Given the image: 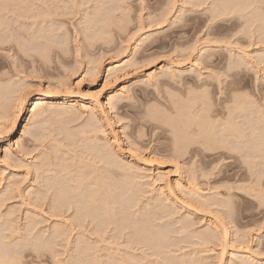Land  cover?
<instances>
[{
    "label": "rangeland",
    "instance_id": "obj_1",
    "mask_svg": "<svg viewBox=\"0 0 264 264\" xmlns=\"http://www.w3.org/2000/svg\"><path fill=\"white\" fill-rule=\"evenodd\" d=\"M32 1L34 0H27V2H23V3L20 2L21 6L26 10H28L30 15H35L38 14L39 12H42L41 14L39 13L42 16L45 14L48 15L47 11H45V14L43 12L46 9L45 7H47L46 10H48L49 6L52 7V10L54 11H55L54 6H56V8L57 6L59 7L61 6L60 8L61 10L60 12L59 10H56V12H54L49 7L50 8L49 11H52L53 13L51 12L52 16L46 19L47 21V23L45 22L46 25L42 23V20H40L41 19L40 15H39V21L41 22L40 24L39 21L35 22L37 20H33V19H29L26 21L20 20L21 21L20 23L15 24V26L21 24L20 28L25 31L30 30L32 32H36L38 30L40 32L39 35L42 33L41 28L42 27L44 28L46 26L45 27L46 34L49 37H51L53 34V38L47 37L49 40L48 43L50 42L51 44L50 43L47 44L48 46L46 45L45 49H47L49 45L50 47L44 51L45 52L44 55L41 54V52L43 53V51L40 52L43 58L39 57L37 54H35L34 58L22 57V53L20 52L19 48L17 49L12 48V50H8L9 48L6 50H0V80H1L0 99H2L0 100V108L5 109L4 111L3 109H0V113L2 115L5 113H9L11 114V117L12 115L14 116L18 112V109L16 108L17 106L16 99L18 98V96H20L24 91L26 94L25 93L23 94L34 96L40 91V88L38 89L37 87L38 83H41L42 88H45L47 85L52 84L53 87H51L50 85V89L54 91V87L55 86L57 87V85L60 84L59 81L63 83H69L70 85L73 84V86H75V82H80L81 91L83 92H87L89 88H94L95 90L99 91L102 89L101 87H103V84L107 77V70L108 67L110 68V66L111 68L120 66L121 70L123 67V70L121 71L122 73L120 72V74H123L125 72H130L138 68L137 71L138 81L136 80L137 81L136 85L134 84L130 87L131 90L130 93L128 94L129 98L127 99L128 102L126 100L127 105L125 103L124 106L125 108H119L117 107L118 106L117 105L113 110V113H115L114 115L117 116L119 119H121L119 120L120 121L119 124L123 128L122 131L124 133L121 134L122 136L120 135L118 137L120 141L117 150H119L118 152L121 155H120V159L116 157V160L117 159L120 160V162L116 161V163L119 162L120 164L122 162L120 164L121 166L127 165L129 167L131 166L132 167L130 170L120 169L121 170L120 172L116 171V174L114 173L115 176L117 174L119 175V176L117 175L116 177L111 175L112 173L110 174L111 181H113L114 179L113 181L114 183L111 182V187L113 186L112 184L116 185L111 188L112 198L111 200H109L108 206H105L106 204L104 205L103 202H99L100 205H102L103 207L102 209H100L101 206H98L99 203H97V207L98 208L100 207L99 213L103 215V217L105 216V218L103 219L106 220V222L103 219H101L102 221L100 220L98 223L97 221L98 219H97L96 220L97 222L95 221L97 224L95 222L94 225L92 223L88 224L90 223L89 220L92 221V219L87 218L88 219L87 221L84 218L85 213L81 212L82 209L80 211L76 210L77 215L79 214L77 216L78 218L76 216L73 217V214L76 215V213L72 211L75 208L70 210L69 213L67 211V213L64 214V216L62 217L52 218L49 215L48 207H47L48 205H51L49 204L51 201L49 200V198H43L42 192L40 190L42 189L44 191V189L41 186L45 185L46 182L47 184L48 183L50 184L51 182L52 183L62 182L65 186L66 185L70 186L72 185L71 182H73L74 184L77 183L76 180L78 181L81 180L78 179L79 177L76 176L82 175L80 177L82 178V182L81 183L80 181L78 182L80 186L81 184L83 185L81 186L83 188H80V190L82 189L84 190V188L86 187L85 190L88 191L91 186V188H93L92 190L98 191L96 189L98 188V186L93 187V185L91 184L88 186L89 183L87 180L88 178H92L93 177L92 175L95 174L94 169H96V171H100L103 169L102 171H100L101 172L100 174L99 172H96V174L101 176L103 175L107 176L106 174L107 172L104 170L107 169V166L102 168V165L103 166L105 165V160L102 159L103 160L102 162L101 159L98 158L101 161L100 163L97 157L95 156H96V150H100L99 147L101 145L102 146L104 145L105 147L104 148L101 146V150L103 149L106 150L107 147H108L107 150H109L111 147L110 144L108 146L109 142L106 140L105 138L106 136L104 134L101 135V133H97V130L94 129L95 127L96 129H98L99 123L96 124V121L95 122L92 121L93 119H91L92 118L91 114L89 113L84 114L82 111L76 109H74V113H64L65 110L62 107H60L61 108L60 110L59 107H56V105H54L55 107L52 106L53 108L51 110L52 112L50 111V113H47V115H50V117L45 114V116L41 115L42 117L40 116L38 117V119L36 118V120L33 121L32 119L30 120V112H29V109H31L30 108L31 102H30L28 106H26L23 109L20 118L17 120L16 123L17 127L14 132V135L3 136L4 138V140H2L3 142H0V181H1L0 191L1 193H3L2 195L0 193V201L2 198L3 202L1 201L0 204L2 203L4 204V199L6 198L4 194L7 192L6 191L7 184L11 185L10 182L12 183L13 181L12 189L14 190L15 185L17 184L16 187L19 191L17 190L18 193L14 194L16 192L14 190L15 192H13L11 195L12 200L10 199L7 202L5 201V204L3 205L4 207L1 205L2 208H0V213L2 217L0 219V223L2 224L4 223L3 226L7 224V227L5 226L6 228L4 229H7L9 227L8 225H10L17 227L18 231L19 230L21 231V229L23 231H21L22 233L19 231L18 233H16V235H14V237L9 236L10 237L9 238L8 234H11V232L9 233L8 230H5V232L7 231L5 233L3 229L0 237L1 238L3 237L2 234L4 232L3 234L4 240L3 238L1 239L3 243L5 244L7 239H8L6 242L7 244L9 243V241L12 244L13 242H15L13 245L16 247V243H17L16 248L18 250H20V248L22 250L23 245L28 246V247L23 246L24 252L20 250L23 254L22 253L20 254V251H18L17 249L15 250L14 247V251L17 252V255L15 253L16 256L14 257L18 256L17 258H15V260L18 259L16 260L18 261V264L19 263L60 264V260H61V264L62 262H64L65 264H70L72 262L73 264L75 263V261L73 262L75 258L79 259L77 256L75 257V255H77L76 249H78V246L80 244H81L80 246H82V244H84V241H86L87 243L89 242L91 244L93 242L95 243L92 244L94 247L93 250L94 253L92 251L91 254L93 253L92 256L94 255V257L96 256L95 254H97V256L95 257L96 261L100 260V258L102 259L107 258L106 260H103V261H107L109 258L111 261L117 263L116 261H118L119 259L122 260L123 258V260L124 259L127 260V259H132L134 257L135 260H141L143 263L145 262L144 264H148V263L149 264H157V263L181 264L183 261L185 262L184 264H186V261H188V259L189 261L187 264H264V158H263L264 153L262 155L263 157L259 155L261 153H258V155L254 154L256 152L255 149L258 148V145L252 144V143L258 144V142L261 143L260 142L261 140L262 142L264 141L263 140L264 122L262 121V118L264 117H261V115L264 113V111H262L263 110L262 106L264 107V73H263L264 63H262L263 64L262 65L260 63L262 60L259 58L261 57L262 53L264 54V36H263L264 21H262V18L264 17H261L264 16L263 15L264 0H252V1L249 0L250 2L248 0H227V1L225 0H60V1L53 0V2L52 0H43V2L45 1H49V2L44 3L42 5L40 4L42 0H38L40 3H37L38 1L35 0L37 1V2L34 1L36 4ZM50 1L52 3H50ZM57 1H59L61 5H56ZM224 1L226 2L227 5H225ZM59 2L58 4H60ZM45 4L49 6H46ZM219 4L221 5L220 7ZM19 6H17L16 4V6L13 7H18L17 9H19L21 7ZM231 7H233L234 11L233 9H231ZM225 11L227 12V14ZM221 12L224 13L225 15L224 14L222 15ZM56 13L58 19L56 15L53 16V14ZM60 13H62L61 16L59 15ZM214 16H216L215 19ZM49 18H51L52 20ZM53 21L57 22L56 25L58 27H56ZM49 22L51 23V25H49ZM31 23L33 26L31 25ZM34 23L35 24L37 23L36 25L39 28L41 27L42 24L43 25L40 29H38ZM47 25H49L50 29L52 30L51 34L49 33L50 30H48L49 26ZM61 25H63V27ZM55 27L56 30L54 31L53 28ZM261 27H263V29H261ZM56 32H58V34H55ZM55 35L57 36L59 35V38ZM55 38L56 40H58L57 43ZM53 39L55 40V42H53L54 41ZM53 43L55 44L59 43L57 46L59 45L62 46L64 50L60 46L59 47L62 50L60 48L58 49V47L55 44L53 45L54 47L51 46ZM140 43L141 45H139ZM35 47L31 46L32 49ZM15 51L17 54L15 53ZM37 51L39 52V50L35 49V52L33 53H37ZM240 56L241 57L243 56V58L246 60H244ZM250 58H254V59L250 60ZM238 61H239L238 65H240V63L242 62L241 68L243 69L236 68L233 70V68L236 67ZM232 64L233 65L235 64L234 65L235 67H233ZM258 64H260V66ZM99 66H101V68ZM161 66L164 67L165 70L164 73L159 70V67ZM231 66L233 68H231ZM165 67L168 68V70ZM169 68H172L171 71L169 70ZM261 68L262 70H260ZM151 70H159V72L157 71L159 75H157L152 82H146L144 79V74L150 72ZM92 71L95 72L96 76L93 74L94 72ZM242 71H244V73H242ZM82 73L84 74L82 75ZM117 74L119 73H115V75ZM132 78H134V76L130 77L126 82L131 84L133 80ZM66 80L69 82H65ZM28 89L30 91H27ZM230 90L232 91L235 90L236 94L238 92L239 93L238 97L240 96L242 98H245L244 100L247 103H245L244 106H246L247 104L248 107H252V110H255V107L256 106L259 107L260 105L261 110L260 108L256 107L257 109L253 112L250 109L253 113L256 112L255 114L258 113L257 110H260L258 113L259 115L252 114V112L249 109L247 110L248 113L245 111L247 114H245V112H242L243 115L245 114L244 117L242 116V114H238L241 113V110H236V106H235L236 103L235 104L231 103L234 101H232L233 100V97H231L232 91ZM109 92L110 90L108 89H106L103 92L104 100L105 97L107 98V94ZM201 93L203 96L202 97L203 100L202 98H200L201 96L198 95ZM206 93H207V98L209 97L208 99L209 101L207 100L206 97H204L206 96ZM5 94H8V96L7 95L5 96ZM196 99L202 100L203 102L200 100L199 101L202 102L203 106L199 101L197 102ZM238 99L240 101L243 100L240 98ZM191 100L192 102H194L193 104ZM250 102L253 104H251ZM210 103L211 105L209 106ZM178 107H181V110ZM188 107L190 109L189 111L190 113L188 112ZM228 108H230V110ZM58 109L60 111H58ZM202 109L205 110L201 111ZM231 109H234L233 114L231 113L232 116L230 115L231 118L232 117L234 118L238 114L240 119L239 117H237L238 119L237 122L241 124V122L244 121L242 126L243 125L244 127L246 126L245 128L248 127L252 128V126L258 127V120L261 119L263 124L261 123V121H259V124L260 125L262 124L261 125L262 127L261 126L258 128L254 127L255 129L252 128L254 129V132L251 130V132H253L254 135L251 134V132H249L250 131L249 128L245 129L242 126L241 127L244 128V130L246 131L248 130L247 132L245 131L247 135L251 134L246 139L247 142L249 138H252L254 141L255 138H257L256 139L257 141L263 136V139L259 140L258 142L256 141L253 142V140L249 139L251 141V142L249 141V144H247V142L242 144L243 141L242 140L241 141L242 145L235 144L236 146L234 148L240 150V152H238L240 153V155L236 153L235 154L224 153L222 155L219 152L216 153L210 151L206 153L204 152L205 153L204 155V153L203 152L201 153L200 151L202 149L201 145L200 144L195 145L194 143L191 142V139L196 138V137H192L193 135L192 131L196 127L192 124H194L195 121H197V123L199 124H207L206 122L208 121V123L210 124L212 121L217 120V122H220L219 125L223 126L224 124L223 121H226L227 118L230 119L227 113H230L228 111H231ZM54 110L55 112H53ZM178 110H180V112ZM206 110L207 112L210 111L208 115ZM1 111H3V113ZM184 111L190 114V115L188 114L190 116L189 120L191 119V121L194 122L192 123L191 121L188 120L189 123H192L191 124L192 126L189 125L190 128L189 130L191 132L188 131V128L186 130H184L185 128L182 130V128L180 127L181 123H178V121H180L179 116L181 115L179 113H182L181 116H184L186 118L187 113L185 114ZM159 112L162 113L158 114ZM194 112L195 114L196 113L198 114L195 115L193 114ZM236 112L237 114H235ZM201 114H203L202 116L205 117L209 116L208 119L202 117ZM2 115L0 117H2ZM200 116L203 119H205L204 122L202 121L203 119ZM247 117H249V120ZM194 118L196 120H194ZM43 119L45 120V122ZM115 119L118 121L116 117ZM181 120L184 121V118L182 117ZM217 122L216 123L214 122L216 126L218 125ZM89 123L93 127L90 126ZM197 123H195V125ZM178 124L180 126H178ZM86 126H89L90 128ZM24 127L27 128L26 130L28 133V134L26 133V135L24 134V137H22V141H23L22 151H24L27 154L26 156H24L26 157V159L23 157V155H18V159L19 158L22 159V160L19 159L20 160L19 162L17 161L18 160L17 158L15 159V157L14 158L12 157L10 160L4 162L5 145H7L10 141L13 140L15 141L16 139L21 138V134L23 132ZM112 128L118 129L115 126H113ZM82 129L84 132H82ZM92 130H94V133H92ZM181 131L183 133H181ZM257 132L259 134H257ZM189 133L192 135L190 136ZM255 134H257L256 137H254ZM181 135H184L182 136V138H184L183 141H180ZM258 135H260L261 137L260 136L257 137ZM185 138H187L188 140L186 141ZM239 145L241 146V148H239L240 147ZM254 145H256L257 147L256 146L254 147ZM93 146L95 147L97 146L98 149L97 147L95 148ZM130 146L133 149V152L131 154L127 152V149ZM89 147L93 148V149L90 148L91 151L92 150L94 151L95 148V151L91 153V151L88 150ZM262 148H264V145L260 149ZM197 149L200 150L195 151ZM253 149L255 150V152ZM134 150H136V152H134ZM24 152L23 154L25 155ZM89 152L92 155L91 156L92 159L90 157ZM140 154L141 156H139ZM132 155L137 156V158L142 157L143 159L140 158L142 160L145 159L147 160L150 157L157 160L155 162L158 166L162 167L165 172L167 171L171 172L170 179L174 178L176 175L175 173L176 168L174 166L178 162L179 164L182 165L181 167L184 168L185 172H187L186 173L188 174L187 176L189 178L192 177L191 179L194 180L195 183L197 182L196 183V185L198 186L197 188L202 190L201 191L202 193L200 194L204 195L203 196L204 200L199 199L194 195H190L189 193H181V194L176 193L179 200L181 201L178 200V204L173 203L171 200L165 198V196L161 194L157 185H154L153 186L154 188L153 187L151 188L152 186L151 183H153L152 178L159 179L158 177L159 173L157 172L156 167H153L151 172L149 168H143L134 163H132L131 165L130 161L132 160L131 159ZM89 159L93 161L95 165H93L94 163L90 162ZM21 162L27 164L28 167H25L26 165L25 166L21 165L20 164ZM36 165H39L40 168L37 167ZM83 165H86V167L88 168H85V166L84 168H82ZM89 165H91V169ZM28 168H30V170ZM90 170H93V172ZM132 170H134V172ZM70 171H73L72 172L73 174ZM122 171L123 173L120 174ZM84 172L91 176L86 177L87 175ZM40 173H41V177H40L41 179L39 181L38 175L40 176ZM45 174H47V177L45 176ZM125 174H128V176H130L129 179H127L128 177L125 179V177L127 176ZM62 175L65 176L66 180L64 177H62ZM132 175L135 177H133ZM136 175L138 179L136 178ZM50 176L52 177L51 178L52 180L50 179ZM69 176L71 177L74 176L73 180L71 177L68 178ZM112 176L114 178H112ZM44 177L46 178L44 179ZM75 177L77 179H74ZM47 178L49 179L50 182L49 181L45 182ZM86 178L87 180H85ZM62 179L63 181H61ZM67 179L72 180L71 182L70 180L68 181L71 184L70 183L68 184ZM83 181L84 182L87 181L88 184L86 185V182L84 183ZM42 182L45 184H41ZM185 182L187 183V179L185 180ZM62 183L58 185H62ZM78 183L77 186L76 184L72 186L78 189L79 188ZM132 185L134 186V188H132L133 187ZM65 186L62 187L64 191L68 190L69 188L72 189V186H70L69 188L67 186H66L67 188H65ZM87 187L89 188L87 189ZM4 189L5 191H3ZM74 191L73 194H75L76 192ZM40 192L41 194H39ZM67 192H66L68 194L67 196L73 198L72 196L74 195L71 193L72 191L69 189ZM19 193H21L22 195L20 196ZM30 193H32L31 195L32 198L28 195ZM70 193L72 194V196ZM76 193H78V191ZM35 194L40 195L43 198V200H41L42 198L39 199V196H36ZM36 197H38V199ZM77 200L78 202L79 200H81L80 206L84 209L83 205H85L86 201L85 203L83 202L84 204L82 205L81 202L83 200L77 197V199L73 201L75 202ZM26 201L29 204V206L26 203ZM39 201L41 204L43 202L42 205L43 207L41 206ZM73 201L65 202V204L73 203ZM86 205H89L90 207L89 203ZM103 205L105 206V209ZM126 207H128V210H126ZM107 208L112 210L114 213L111 214L114 215V218L111 216V221L107 220V217L109 218V216L106 217L105 214ZM12 209L14 211V213L12 211L13 215L12 213L9 214ZM43 211L46 212L43 213ZM28 212L31 216L27 214ZM154 213L155 214L158 213V214L155 215ZM153 214L156 217H154ZM159 214L160 215L164 214L162 218H160L162 222L159 221L160 219L157 217L160 216ZM10 215H12V217ZM35 215L36 217H34ZM7 216L11 217L14 220L13 222L17 220L18 222L17 221L15 222L16 225H13L14 223L10 221L11 218L9 220ZM26 217L27 219L25 220ZM69 218L70 220H68ZM79 218L82 221L80 220L79 222ZM155 218L158 219L155 220ZM210 218L216 219L218 225L220 224L219 222H221L222 226L221 227L219 226L220 228H218V230L215 229L214 227L209 226L208 220ZM64 219H67L66 220L67 223ZM1 220L3 221L1 222ZM6 220L8 221V223ZM71 220L72 223L75 224V226L77 223H79L75 227L76 229L73 230L74 232L71 229H69V228H73V225H69L72 224L70 223ZM83 220L86 221V223L83 222ZM9 221L10 223L12 222L11 223L12 225L9 224ZM147 221L149 222V224H147L148 223ZM81 222H83V225L81 224ZM150 222L153 224H151ZM135 223L143 226L145 224L144 227L148 231V233L145 234V237L148 239H151V237L148 236L151 235L153 236L154 234L156 235L157 233L160 232L163 233L164 235L165 230H166L165 233L169 231V233H166L169 234L168 235L169 237L166 236L165 234V238L167 240L164 239V241L166 240L164 242L165 246L167 245L166 247H168L169 249L167 248L165 250L166 247L163 245V247L165 248L161 250L162 253L164 251L168 253L164 252L163 254H160V257L162 255L163 256L161 258L158 256L157 259L154 257L155 255L153 256L152 255L153 253L146 248L143 249L136 246L134 248L129 247V242H127L129 238L133 239L134 234L140 235L138 234L139 232L137 233L139 228L136 227L134 228ZM184 223L186 225H184ZM29 224L31 225L30 228H29ZM57 224L58 225L60 224L58 228H61L62 231L61 234L62 237H60V239L58 238V240L60 241H57V238H54L53 240L52 236H55L54 232H50L51 230H53L52 228L57 227ZM95 225L96 226L99 225L98 226L99 228L98 229L96 228L98 231L97 234H96V230L94 229ZM154 225L156 227H158L159 225V228H157L156 230ZM3 226L1 227V229L3 228ZM65 226L68 227L69 232H67V228ZM184 226L186 228L188 227V229H186ZM31 227L32 230H29L31 229ZM34 227L36 228L34 229ZM80 227L82 228L84 227L86 232L88 230L90 231L86 233L84 229L81 230ZM152 227L155 228V229L153 228L155 233H153ZM162 227L163 228L166 227L165 230ZM183 227L185 228V231ZM223 228L224 229L227 228L225 229L227 230L226 234L223 232L224 231ZM65 229L67 234H65L66 233ZM91 229H92V233H91ZM125 229H127V231ZM158 229H161L162 231L159 230L160 231L159 232ZM103 230H105L106 232ZM218 231L220 233H218ZM207 232L211 234L209 235ZM50 233H53V235L50 236ZM149 233L150 235H148ZM205 233H207L208 235ZM6 234L8 238L6 237ZM34 234L37 235V239H35L36 236ZM40 234H43L44 237H42L43 235H41L40 237ZM121 234L123 237L120 236ZM202 234L208 236L206 238H208L209 240L203 238L205 239L204 242L203 239H201ZM97 235L99 236L98 238ZM33 236L35 237L33 238ZM47 236L51 238L46 239ZM63 237L65 238L68 237L69 239L68 238L65 239ZM38 238L39 239L41 238L42 240V241L40 240L41 243ZM48 240L51 241L52 245L55 244L53 245L54 247L50 245V241ZM66 240H68L71 244H68V241ZM101 240L103 242H101ZM54 241L55 242L57 241V243H55ZM81 241L83 242L81 243ZM43 242L45 245L43 244ZM22 243L23 245L21 246ZM33 243L34 244L38 243V244L37 246H35L36 244L34 245ZM77 243L79 244L77 245ZM27 244L30 245L31 249L34 248L33 251L29 249L30 247ZM171 244L173 246L172 248L169 247V245ZM94 245L97 246L96 247L98 250L97 252H95L96 248ZM225 246H227L226 250L222 254V249L224 250ZM24 247L28 249L26 250ZM247 247L249 249V252L251 251L253 252V254L251 255L250 252L249 257L242 256L241 253H244L245 252L244 250H246ZM1 249H2L1 250L2 253H4L5 251L4 248L1 247ZM35 249H39L37 250L39 253ZM34 251H36V253H34ZM133 251L135 252L133 253ZM114 253H117L116 254L117 256ZM234 253L236 254L235 257H234ZM237 254L240 256H238ZM120 255L123 257L121 258ZM222 255L223 257L221 258ZM151 256H153L155 259ZM167 257L170 258L166 260L165 258ZM171 257L174 258L173 259L174 263L169 260L172 259ZM69 258L72 260H69ZM114 258L118 260H115ZM68 261L70 262L67 263ZM159 261L162 262L160 263Z\"/></svg>",
    "mask_w": 264,
    "mask_h": 264
},
{
    "label": "bare ground",
    "instance_id": "obj_2",
    "mask_svg": "<svg viewBox=\"0 0 264 264\" xmlns=\"http://www.w3.org/2000/svg\"><path fill=\"white\" fill-rule=\"evenodd\" d=\"M35 1V0H34ZM34 1H32V2H34ZM38 1V0H37ZM37 1H35V2H37ZM60 1V0H59ZM59 1H57V4L56 5H61V3L59 2ZM225 1H227V0H225ZM224 1V2H225ZM249 1V0H248ZM252 1V0H251ZM20 2H27V0H0V3H2V4H0L1 6L0 7H2V5H3V7L2 8H0V50H6V49H8V50H12V48L14 49V48H19V50H20V52L22 53V57H30V58H34V56H35V54H37L39 57H42L43 58V56L41 55V54H43L44 55V51L45 50H47L49 47H50V45H49V47L47 48V49H45V47H46V45L47 44H49L48 43V38H53V34H52V36L50 35L51 34V29H50V26L49 25H51V23L49 22V25H47V26H49V29L48 30H50V36L51 37H49L47 34H46V30H45V27L43 28L42 27V25L43 24H45L46 25V23H47V21H46V19L48 18V17H51L52 16V11H54V10H52V7H50L49 5H47V4H45L46 6H49L50 8H51V10L52 11H49V7H48V10H46L47 9V7H45L46 9L44 10V14H45V11H47L48 13V15H40L42 12H37L38 14H35V15H30L29 14V12H28V10H26L25 8H23L22 6H21V4H20ZM34 2V3H35ZM43 0L41 1V3L38 1L37 3H40L41 5L42 4H44V3H47V2H49V1H45V2H43ZM52 2H53V0H52ZM51 1H50V3H52ZM55 2V1H54ZM58 2L60 3V4H58ZM250 2V1H249ZM255 2V1H254ZM253 2V3H254ZM259 2V1H258ZM56 3V2H55ZM16 4H17V6H19L20 8L19 9H17L18 7H13V6H16ZM36 4V3H35ZM221 4V3H220ZM219 4V7L222 5H220ZM251 4H252V2H251ZM258 4V3H257ZM5 5V6H4ZM45 5H43V6H45ZM225 5H227L226 4V2H225ZM224 5V6H225ZM35 7V6H34ZM59 6H57V8H58ZM63 7V6H62ZM237 7V6H236ZM54 8H55V11L54 12H56V10H59V12H60V8H61V6L57 9L56 8V6H54ZM223 8V7H222ZM221 8V9H222ZM228 9V8H227ZM230 9V8H229ZM231 9H233V7H231ZM23 10H25V11H23ZM215 10H217V9H215ZM39 11V10H38ZM220 11H222V10H220ZM233 11H234V9H233ZM52 12V13H51ZM58 12V11H57ZM58 12V13H59ZM212 12V11H211ZM226 12V11H225ZM61 14L62 13H60L59 15L61 16ZM64 14V13H63ZM221 14L223 15L224 13H222L221 12ZM226 14H227V12H226ZM38 15V16H37ZM39 15L41 16V19L40 20H42V25H41V34L39 35V31L37 30L36 32H32V31H25V30H23V29H21L20 28V25L21 24H19L18 26H15V24H17V23H20L21 21L20 20H22V21H26V20H29V19H33V20H37V21H35V22H38L39 21ZM54 15H56V17H57V19H58V16H57V13L56 14H53V16ZM217 15H220V14H217ZM225 15V14H224ZM264 15V14H263ZM64 17V16H63ZM215 17L216 16H214V19H215ZM261 17H264V16H261ZM62 18V17H61ZM213 18V17H212ZM49 19H51V18H49ZM49 19H48V21H49ZM53 19H54V17H53ZM264 18H262V21H264L263 20ZM52 20V19H51ZM56 21V20H55ZM58 21V20H57ZM46 22V23H45ZM54 22V21H53ZM41 22L39 21V24H40ZM55 23V25L57 24V22H54ZM264 23V22H263ZM35 24V23H34ZM37 24V23H36ZM35 24V25H36ZM53 24V23H52ZM59 24V23H58ZM23 25H24V23H23ZM31 25H32V23H31ZM264 25V24H263ZM33 26V25H32ZM37 26V25H36ZM53 26V25H52ZM60 26V25H59ZM62 27H63V25H61ZM54 27V26H53ZM56 27H58L57 25H56ZM56 27L55 28H53V30L55 31L56 30ZM65 27V26H64ZM83 27V26H82ZM264 27V26H263ZM263 27H261V29H263ZM35 28V27H34ZM37 28L38 29H40L38 26H37ZM36 28V29H37ZM61 28V27H60ZM250 28V27H249ZM60 30V29H59ZM58 30V31H59ZM85 30V29H84ZM259 30V29H258ZM264 30V29H263ZM53 31V32H54ZM61 32V31H60ZM261 32V31H260ZM55 34H58V32H56ZM79 35V34H78ZM55 36H57V35H55ZM262 36V35H261ZM264 36V35H263ZM48 37V38H47ZM58 38H59V35L57 36ZM57 38V39H58ZM146 39H148V38H146ZM54 40V39H53ZM55 40H56V38H55ZM55 40L53 41V42H55ZM61 40V39H60ZM59 40V41H60ZM64 40V39H63ZM57 41L58 40H56V43H57ZM62 41V40H61ZM262 41V40H261ZM52 42V41H51ZM66 42V41H65ZM60 43V42H59ZM58 43V44H59ZM220 43V42H219ZM51 44V43H50ZM55 43H53L51 46H53ZM58 44H55L56 46L58 45ZM63 44V43H62ZM221 44V43H220ZM139 45H141V43L139 44ZM31 46L32 47H35V48H31ZM48 46V45H47ZM60 46V45H59ZM57 46L58 47V49L61 47L62 48V46ZM64 46V45H63ZM79 46V45H78ZM54 47V46H53ZM41 48V49H40ZM60 48V49H61ZM67 48V47H66ZM35 49L36 50H39V52L37 51V53H33V52H35ZM63 49V48H62ZM61 49V50H62ZM61 50H60V52H61ZM64 50V49H63ZM68 50V49H67ZM80 50V49H79ZM41 51H43V53L41 52ZM78 51V50H77ZM241 51V50H240ZM40 52H41V54H40ZM10 53H11V51H10ZM15 53H16V51H15ZM78 53V52H77ZM17 54V53H16ZM244 54H246V53H244ZM248 55V54H247ZM246 55V56H247ZM259 56V55H258ZM241 57V56H240ZM248 57H250V56H248ZM36 58H37V56H36ZM239 58V57H238ZM241 58H243V56L241 57ZM246 58V57H245ZM256 58V57H255ZM262 61L260 62L261 64L262 63H264V54L262 53V55H261V57H259ZM240 59V58H239ZM244 59V58H243ZM243 59H241V60H243ZM254 58H250V60H253ZM111 60V59H110ZM232 60V59H231ZM237 60V59H236ZM235 60V61H236ZM244 60H246V59H244ZM247 60H248V58H247ZM258 60V59H257ZM230 61V60H229ZM197 62V61H196ZM241 62V61H240ZM253 62V61H252ZM257 62V61H256ZM230 63V62H229ZM233 63V62H232ZM235 63V62H234ZM242 63V62H241ZM241 63H240V65H238L239 64V61H238V63H237V65H236V67L233 65V67H235V68H233L232 66H231V68H233V70L234 69H236V68H238V69H240L241 68ZM244 63V62H243ZM258 63V62H257ZM195 64V63H194ZM246 64V63H245ZM248 64V63H247ZM253 64V63H252ZM256 64V63H255ZM112 65V64H111ZM228 65H231V64H228ZM259 66H260V64H258ZM263 65V64H262ZM261 65V66H262ZM110 66V65H109ZM116 66V65H115ZM246 66H248V65H246ZM100 68H101V66H99ZM264 67V66H263ZM262 67V68H263ZM166 68V67H165ZM228 68H230V67H228ZM262 68L260 69V70H262ZM95 69V68H94ZM140 69V68H139ZM167 70H168V68H166ZM171 69L172 68H169V70L171 71ZM241 69H243V68H241ZM245 69V68H244ZM249 69V68H248ZM96 70V69H95ZM94 70V71H95ZM98 70V69H97ZM122 70H123V67H122ZM121 69H120V66H116L115 68H111V66H110V68L108 67V70H107V77H106V79H105V82H104V84H103V87H101L102 89L101 90H99V91H97V90H95L94 88H89V90L87 91V92H83V91H81V84H80V82H75V86H73V84L72 85H70L69 83H63V82H60L59 81V83L60 84H58L57 85V87L55 86L54 87V91L53 90H51L50 89V85H51V87H53L52 86V84H49V85H47L45 88H42L41 87V83H38L36 86L38 87V89L40 88V91L37 93V94H35L34 96L33 95H25L26 93H25V91L23 92V93H25V94H21L20 96H18V98L16 99V103H17V106H16V108L18 109V112L13 116L12 115V117H11V114H9V113H5V114H1L2 115V117H0V142H3L2 140H4V138H3V136L4 135H9V136H11V135H14V132H15V130H16V127H17V120L20 118V116H21V112L23 111V109L26 107V106H28V104L31 102V104H30V108L31 109H29V112H30V120L32 119L33 121H35L36 120V118L38 119V117H40L41 115H44L45 116V114L47 115V113H50V111L53 109L52 108V106H54V105H56V107H62L65 111H64V113H74V109H76V110H80V111H82L84 114H86V113H89V114H91V119H93L92 121H96V124H98V129H96V127L94 128L95 130H97V133H101V135L102 134H104L106 137V140L109 142L108 143V146H109V144H110V149L109 150H107V148H106V150L105 149H103V150H101V146L99 147L100 148V150H96V156L95 157H97V159L98 158H100L101 159V161L103 162V160H105V165L103 166L102 165V168L103 167H105V166H107V169H104L107 173V176L105 175H103V176H101V175H97L96 174V172H99V174L101 173L100 171H102L103 169L102 168H100V169H102V170H100V171H96V169H94L95 170V174H93L92 176L94 177H92V178H88V180H87V178L85 179V180H87L88 181V183H87V181H85L86 182V185L88 184V186L91 184V185H93V187L95 186V187H97L98 186V188H96L98 191H94V190H92L93 188H91V186H90V188L89 187H87V189L89 188V190L87 191V190H85V188H84V190L82 189V190H80V188H83V187H81V186H83L82 184H81V186H80V184L78 183L79 181H80V183L82 182V178H80L81 176L79 175V176H76V177H79L78 179H81V180H76L77 181V183H78V189H76L75 187H73L74 186V184H76V186H77V183H74L73 184V182H71L72 180H73V177L74 176H69L68 178H72V180L71 179H67V182L70 180V182L72 183V185H70V186H72V189L71 188H69L70 186L69 185H66L72 192V194H73V191L75 190L76 192L78 191V193H76L75 191V194H77V195H75V194H73L74 196H72V194H71V196L73 197V198H70L69 196H67L69 193L67 192L68 190H66V191H64V189L62 188V187H64L65 185L62 183V185H58V184H61V183H48L47 184V182L46 181H49V179L47 180H45V182H46V184L45 183H43L44 182V180H43V182L41 183V184H45V185H43V186H41L43 189H44V191L42 190V189H40L41 190V192H42V197L43 198H49V200L51 201L49 204H51V205H48L47 207H48V212H49V215H50V217H52V218H55V217H62V216H64V214H66L67 213V211H68V213H69V211L70 210H72V209H74V210H72L74 213H76V215L75 214H73V217H77L78 215H77V211H80L81 209V212H84L85 213V215H84V218L88 221V219L87 218H91L92 219V221H90L89 220V222L90 223H88V224H93L94 225V222L97 220L98 221V223H99V221L101 220V219H103V218H105V216L103 217V215H101L99 212H100V209H102L103 207H102V205H100V203L99 202H103L104 203V205L105 206H108V202H109V200H111V192H112V190H111V188L112 187H114V186H116V185H114V184H112L113 186L111 187V182H113L114 181V179H113V181H111V178H110V174L111 175H113V176H115V174H116V171H121L120 169H124V170H130L131 169V167H129V166H127V165H125V166H121L120 164L122 163H120L119 164V162H120V155L121 154H119V150H117V148L119 147V136L121 135V134H124L123 133V128L120 126V124H119V120H121V119H119L117 116H115L114 114L115 113H113V110H114V108H115V106H117V107H119V108H125L124 106H125V103H126V100L129 98V93H130V87L132 86V85H136V82L138 81L137 80V71H138V68L137 69H135V70H132V71H130V72H125V73H123V74H120V72L122 71ZM159 70L160 71H162L163 73L165 72V70H164V67L163 66H161V67H159ZM159 70H151L150 72H148V73H146V74H144V79H145V81L146 82H152L153 80H154V78L157 76V75H159L158 74V72H159ZM166 70V71H167ZM174 70V69H173ZM247 70V69H246ZM94 71H92V72H94ZM158 71V72H157ZM236 71V70H235ZM245 71V70H244ZM244 71H242V73H244ZM174 72V71H173ZM91 73V72H90ZM97 73V72H96ZM99 73V72H98ZM115 73H119V74H117V75H115ZM122 73V72H121ZM238 73V72H237ZM240 73V72H239ZM241 73V74H242ZM264 73V72H263ZM84 73H82V75H83ZM87 74V73H86ZM95 76H96V74H95V72L93 73ZM100 74V73H99ZM167 74V73H166ZM114 75V76H113ZM2 76V75H1ZM132 76H134V78H132L133 80H132V82H131V84H129V83H127L126 81L130 78V77H132ZM98 77V76H97ZM89 78V77H88ZM158 78V77H157ZM4 79V78H3ZM83 79V78H82ZM34 80V79H33ZM137 80V81H136ZM1 81V80H0ZM131 81V80H130ZM140 81V80H139ZM65 82H69V81H65ZM31 84V83H30ZM129 84V85H128ZM32 85V84H31ZM30 86V85H29ZM33 86V85H32ZM4 87H6V86H4ZM32 88V87H31ZM231 88V87H230ZM229 88V89H230ZM4 89V88H3ZM43 89V90H42ZM50 89V90H49ZM61 89H62V91H61ZM106 89H108V90H110V92L107 94V98L105 97V100H104V97H103V92L106 90ZM235 89V88H234ZM19 90V89H18ZM1 91V90H0ZM8 91V90H7ZM7 91H5V92H7ZM27 91H30L29 89L27 90ZM26 91V92H27ZM52 91V92H51ZM191 91V90H190ZM230 91H232V90H230ZM238 91V90H237ZM13 92V91H12ZM11 92V93H12ZM192 92V91H191ZM195 92V91H194ZM206 92V91H205ZM229 92V91H228ZM61 93H63V94H61ZM231 93V92H230ZM3 95V94H2ZM8 96V94H5V96ZM11 95V94H10ZM9 95V96H10ZM17 95H19V94H17ZM191 95H192V93H191ZM196 95V94H195ZM198 95H200L201 97L200 98H202L203 96H202V93L201 94H198ZM238 95H239V93L237 92V94H236V92H235V90L234 91H232V96L231 97H233V100L232 101H234V102H231V103H236V110H241V113H238V114H242V112H247V110L249 109H251L252 110V107H248V105L246 104V106H244L245 105V103H247V102H245V98H242V97H238ZM263 95V94H262ZM1 96V95H0ZM209 96V95H208ZM242 96V95H241ZM2 97H4V96H2ZM11 97V96H10ZM9 97V98H10ZM131 97V96H130ZM204 97H206L207 98V93H206V96H204ZM230 97V96H229ZM247 97V96H246ZM1 98V97H0ZM206 98H204V99H206ZM238 98H240V99H243L242 101H240ZM263 98V97H262ZM195 99V98H194ZM197 99H198V97H197ZM196 99V100H197ZM209 99V97L207 98V100ZM247 99V98H246ZM0 100H2V99H0ZM14 100V99H13ZM130 100V99H129ZM200 100V99H199ZM199 100H197V102L199 101ZM202 100H203V98H202ZM202 100H200V101H202ZM229 100V99H228ZM199 101V102H200ZM206 101V100H205ZM209 101V100H208ZM227 101V100H226ZM230 101H231V99H230ZM229 101V102H230ZM127 102H128V100H127ZM191 102H192V100H191ZM203 102V101H202ZM202 102H200L201 104H202ZM190 103V102H189ZM194 102H192V104H193ZM228 103V102H227ZM251 103V102H250ZM187 104V103H186ZM200 104V105H201ZM251 104H253V103H251ZM254 104H256V103H254ZM126 105H127V103H126ZM191 105V104H190ZM204 105H205V103H204ZM211 105V103L209 104V106ZM189 106V105H188ZM202 106H203V104H202ZM207 106H208V103H207ZM233 106V105H232ZM251 106V105H250ZM15 107V106H14ZM55 107V106H54ZM184 107V106H183ZM253 107H254V105H253ZM257 108H260V110H261V106L259 105V107L258 106H256ZM255 107V110L257 109ZM119 108H118V110H119ZM178 108H180V110H181V107H178ZM185 108V107H184ZM203 108V107H202ZM207 108H209V107H207ZM211 108V107H210ZM262 108H263V110L262 111H264V107L262 106ZM0 109H3V108H0ZM13 109V108H12ZM56 109V108H55ZM176 109V108H175ZM187 109V108H186ZM201 109V108H200ZM199 109V110H200ZM206 109V108H205ZM204 109V110H205ZM229 110H230V108H228ZM235 109V108H234ZM234 109H231V111H228V112H230V113H227L229 116V118L231 119H228L227 118V120L226 121H228V122H226V121H223L224 122V124H225V122H226V124L224 125L223 124V126H220L219 124H220V122H217V120L216 121H212L210 124L208 123V121L206 122L207 124H199V123H197V121H195V123H197L196 125H195V123L194 122H192L191 121V119L189 120V118H190V109H189V107H188V112L189 113H187V112H185L184 111V113L186 114L187 113V116H186V118L184 117V116H181L182 115V111H183V108H182V113H179L180 112V110H178L179 112V114H181L180 116H179V120L180 121H178V123H181V126L178 124V126H180L181 128H182V130L184 129V130H186L187 128H188V131H190L189 129V125L190 126H192V125H194V126H196L195 127V129H193V131H192V133H193V135L192 134H190V136L192 135V137H196L195 139L193 138V139H191V142L192 143H194L195 145H197V144H200L201 145V147H202V149L200 150V149H197V150H195V151H198V150H200L201 151V153L203 152H216V153H221L222 155L225 153H229V154H231V153H236V154H239L240 155V153H238V152H240V150L239 149H236V148H234L236 145L235 144H240V145H242L243 143H246L247 142V138H248V136H250L251 134H253L254 135V129L255 128H258V127H260L263 123H262V121L264 122V118H262V121H261V119L260 120H258V127H255V126H252V128H254V129H252V128H249V132H251V130L253 131V132H251V134L250 135H247L246 134V132L248 131H246V130H244V128L246 127H244V125L242 126V124H243V122H241V124L240 123H238L237 122V117H239V115L237 114V112H240V111H237L235 114H237L234 118L232 117L231 118V113L233 114V112H234ZM5 109H3V111H4ZM60 110H61V108H60ZM59 109H58V111H60ZM116 110V109H115ZM198 110V111H199ZM203 109L201 110V111H204ZM250 110V111H251ZM255 110H252L253 112L255 111ZM260 110H257L258 111V113H259V111ZM3 111H1L2 113H3ZM57 111V110H56ZM201 111H200V113H201ZM249 111V112H250ZM251 111V112H252ZM52 112V111H51ZM53 112H55V110L53 111ZM75 112H77V111H75ZM156 112V111H155ZM206 112H207V110H206ZM210 112V111H209ZM209 112H207V115H208V113ZM245 112V114H247ZM252 112V114H254V115H259L258 113L257 114H255V113H253ZM160 113H162V112H159L158 114H160ZM199 113V114H200ZM203 113V112H202ZM262 113V112H261ZM261 113H260V115H261ZM52 114V113H51ZM56 114H57V112H56ZM62 114H63V112H62ZM76 114V113H75ZM156 114V113H155ZM184 114V115H185ZM189 114V115H188ZM193 114H195V112L193 113ZM192 114V115H193ZM198 113H196L195 115H197ZM204 114V113H203ZM203 114H201V116L203 115ZM244 114V115H245ZM0 115V116H1ZM55 115V114H54ZM59 115V114H58ZM65 115V114H64ZM67 115V114H66ZM72 115H74V114H72ZM118 119V121L115 119V117ZM153 115V114H152ZM191 115V116H192ZM205 115H206V113H205ZM231 115V116H230ZM244 115L242 114V116L244 117ZM249 115V114H248ZM247 115V116H248ZM253 115V116H254ZM47 116H49L50 117V115H47ZM53 116V115H52ZM71 116V115H70ZM154 116V115H153ZM162 116V115H161ZM200 116V117H201ZM234 116V115H233ZM250 116H251V114H250ZM42 117V116H41ZM48 117V118H49ZM165 117V116H164ZM184 118V121H182L181 120V118ZM196 117V116H195ZM202 117H204V118H207L208 119V117H205V116H202ZM201 117V118H202ZM261 117H264V113L261 115ZM156 118V117H155ZM199 118V117H198ZM248 118V120H249V117H247ZM251 118H252V116H251ZM258 118V117H257ZM257 118H256V120H257ZM165 119V118H164ZM167 119H168V117H167ZM200 119V118H199ZM203 119V118H202ZM239 119H240V117H239ZM254 119V118H253ZM44 120V119H43ZM162 120V119H161ZM191 121L192 123H194V124H192V123H189V121ZM194 120H196L195 118H194ZM92 121H90V122H92ZM167 121V120H166ZM169 121V120H168ZM199 121V120H198ZM203 122L205 121V119H203L202 120ZM211 121V120H210ZM253 121V120H252ZM255 121V120H254ZM259 121H261V125L259 124ZM30 122V121H29ZM44 122H45V120H44ZM217 122V126L215 125V123ZM247 122V121H246ZM248 122H250V121H248ZM256 122V121H255ZM255 122H252V123H255ZM200 123H202V122H200ZM214 123V124H213ZM257 123V122H256ZM29 124V123H28ZM91 124H94V123H91ZM192 124V125H191ZM222 124V123H221ZM248 124V123H247ZM246 124V125H247ZM250 124V123H249ZM89 125H90V123H89ZM252 125H254V124H252ZM255 125H257V124H255ZM27 126V125H26ZM25 126V127H26ZM90 126H92V125H90ZM95 126V125H94ZM97 126V125H96ZM113 126H115L116 128H118V129H113L112 127ZM244 127V128H242V127ZM249 126V125H248ZM24 127V129H23V132H22V134H21V138H19V139H16L15 141L13 140V141H8L7 143V145H5V150H4V152H5V155H4V158H5V160H4V162L5 161H8V160H10L12 157L14 158L15 157V159L17 158L18 159V155H23V157L24 156H26L27 154L24 152V151H22V145H23V141H22V137H24V134L26 135V133H27V128H25ZM86 127H89V126H86ZM93 127V126H92ZM91 127V128H92ZM262 127V126H261ZM90 128V127H89ZM178 128V127H177ZM248 128H245V129H248ZM180 129V128H179ZM181 130V129H180ZM179 130V131H180ZM191 130H192V128H191ZM258 130V129H257ZM188 131H187V133H188ZM246 131V132H245ZM82 132H84L83 131V129H82ZM91 132V131H90ZM186 132V131H185ZM191 132V131H190ZM248 132V133H249ZM6 133V134H5ZM80 133V132H79ZM92 133H94V130H92ZM96 133V132H95ZM180 133V132H179ZM181 133H183L182 131H181ZM255 133H256V131H255ZM28 134V133H27ZM68 134V133H67ZM83 134V133H82ZM257 134H259L258 132H257ZM257 134H255V136L254 137H256V135ZM84 135V134H83ZM94 135H96V134H94ZM252 135V136H253ZM122 136V135H121ZM124 136V135H123ZM182 136H184V135H181V139H180V141H183L184 140V138H182ZM189 136V137H190ZM251 136V137H252ZM260 135H258L257 137H259ZM188 137V136H187ZM261 137V136H260ZM95 138V137H94ZM179 138V137H178ZM92 139V138H91ZM121 139V138H120ZM186 139V141L188 140L187 138H185ZM246 141H245V140ZM250 140H253L252 138H249ZM248 139V142H247V144H249V140ZM256 139L257 138H255V141H256ZM261 139H263V136H262V138H260L259 140H261ZM245 141V142H243V141ZM259 140H257L256 142H258ZM264 140V139H263ZM87 141V140H86ZM98 141V140H97ZM106 141V142H107ZM189 141H190V139H189ZM241 141H242V144H241ZM254 140H253V142H255ZM251 142V141H250ZM261 143H259L258 142V144L257 143H252V144H256V145H258V148L257 149H255L256 150V152H255V150H254V154H257L258 155V153H261V154H259V155H263V153H264V148H262V149H260L261 147H263V145H264V141L262 142V140L260 141ZM92 143V142H91ZM98 143V142H97ZM132 143V142H131ZM186 143V142H185ZM263 143V144H262ZM101 144V143H100ZM181 144V143H180ZM194 144H192V145H194ZM234 144V145H233ZM89 145V144H88ZM87 145V146H88ZM95 145H98V144H95ZM188 145H191V144H188ZM239 145V146H240ZM246 145V144H245ZM244 145V146H245ZM251 145V144H250ZM256 145H254V147L256 146ZM90 146H92V145H90ZM105 146H106V144H105ZM238 146V147H239ZM83 147H84V145H83ZM82 147V148H83ZM93 147H95V146H93ZM97 147V146H96ZM95 147V148H96ZM102 147H104V145L102 146ZM200 147V146H199ZM237 147V148H238ZM257 147V146H256ZM90 148L91 147H89V151H91L90 150ZM95 148H94V151H95ZM105 148V147H104ZM239 148H241V146L239 147ZM91 149H93V148H91ZM97 149H98V147H97ZM87 150V151H88ZM105 150V151H104ZM93 150L91 151V153L92 152H94ZM138 151V150H137ZM23 152L25 153V155L23 154ZM86 152V151H85ZM127 152L129 153V154H131L132 152H133V149L131 148V146L130 147H128V149H127ZM134 152H136V150H134ZM140 152V151H139ZM242 152V151H241ZM138 153V152H137ZM141 153H143V152H141ZM197 153V152H196ZM205 153H204V155H205ZM89 154H90V152H89ZM87 155V154H86ZM94 155V154H93ZM84 156V155H83ZM92 155L90 154V157H91ZM135 155H132V157H131V161H130V163H131V165H132V163H134V164H136V165H138V166H141V167H143V168H149V170H151V172H152V168L153 167H156V170H157V172L159 173V179L158 178H152V182L153 183H151V188L154 186V185H157V187H158V189L160 190V192H161V194L162 195H164L165 196V198H168L169 200H171L173 203H175V204H178V200H179V198H178V196L176 195V193H189L190 195H194V196H196L197 198H199V199H203V194L201 195L200 193H202L201 191L202 190H200L199 188H197L198 186L196 185V183H195V181L194 180H192L191 178H189L187 175L188 174H186L187 172H185V170H184V168L183 167H181L182 165L181 164H179L178 162L176 163V165L174 166L175 168H176V175H175V177L174 178H172V179H170V175H171V172H165L164 170H163V168L162 167H160V166H158L157 164H156V162L155 161H157V160H155V159H153L152 157H150L149 159H145V160H142L143 158L142 157H140V158H142V159H140L139 157L137 158V156H135ZM139 156H141V154L139 155ZM150 156H152V155H150ZM87 157H89V156H87ZM116 157L117 158H119V159H117L116 160ZM129 157V158H130ZM224 157H225V155H224ZM263 157V156H262ZM25 159H26V157H24ZM122 158V157H121ZM264 158V157H263ZM20 159V158H19ZM17 160L18 162L20 161V160H22V159H20V160ZM91 159H92V157H91ZM100 159H98L99 160V162L101 163V161H100ZM103 159V160H102ZM115 159V160H114ZM14 160V159H13ZM90 160V159H89ZM93 160H94V157H93ZM96 160V159H95ZM97 161V160H96ZM95 161V162H96ZM116 161H119V162H117L116 163ZM26 162H27V160H26ZM90 162H92V163H94L93 161H91L90 160ZM7 163V162H6ZM24 163V162H23ZM22 162L20 163L21 165H26L25 167H28L27 166V164H23ZM80 163V162H79ZM92 163H91V165H92ZM97 163V162H96ZM174 163V162H173ZM90 164V163H89ZM98 164V163H97ZM102 164H104V163H102ZM133 164V165H134ZM35 165V164H34ZM40 165V164H39ZM39 165H36L37 167H39L40 168V166ZM91 165H89L90 166V169H91ZM93 165H95V163L93 164ZM123 165H124V163H123ZM20 166V165H19ZM30 166V165H29ZM84 166H85V168H88V167H86V165H83V167L82 168H84ZM23 167V166H22ZM137 167V166H136ZM24 168V167H23ZM93 168V167H92ZM94 168H95V166H94ZM134 168V167H133ZM138 168V167H137ZM29 170H30V168H28ZM28 169H27V171H28ZM116 169H119V170H116ZM140 169V168H139ZM186 169V168H185ZM37 170V169H36ZM84 170V169H83ZM82 170V171H83ZM88 170V169H87ZM98 170H99V168H98ZM175 170V169H174ZM76 171H78V170H76ZM85 171V170H84ZM90 171H92L93 172V170H90ZM133 172H134V170H132ZM36 172V171H35ZM44 172V171H43ZM71 173L73 172V171H70ZM80 172V171H79ZM86 172V171H85ZM84 172V173H85ZM136 172V171H135ZM143 172V171H142ZM156 172V171H155ZM38 173V172H37ZM42 173V172H41ZM41 173H40V176L38 175V177H39V181H40V177H41ZM56 173V172H55ZM71 173H70V175H71ZM81 173H83V172H81ZM103 173V172H102ZM115 173V174H114ZM123 173V171L120 173V174H122ZM125 173V172H124ZM149 173V172H148ZM36 174V173H35ZM39 174V173H38ZM73 174V173H72ZM86 174V173H85ZM91 174V173H90ZM105 174V173H104ZM131 174V173H130ZM129 174V175H130ZM135 174H137V173H135ZM43 175H44V173H43ZM42 175V176H43ZM53 175V174H52ZM60 175V174H59ZM68 175H69V173H68ZM67 175V176H68ZM84 175V174H83ZM87 176L86 177H90L91 175H88V174H86ZM95 175V176H94ZM118 175V174H117ZM116 175V176H117ZM125 175H127L126 177H125V179L127 178V179H129V177L130 176H128V174H125ZM134 175V174H133ZM132 175V176H133ZM27 176V175H26ZM45 176L47 177V174H45ZM48 176H49V173H48ZM66 176V177H67ZM85 176V175H84ZM83 176V177H84ZM112 176V178H114ZM115 176V177H116ZM119 176V175H118ZM187 176V177H186ZM46 177H44V179L46 178ZM62 177H64L65 178V176H63L62 175ZM74 178V179H77V178ZM133 177H135V176H133ZM139 177V176H138ZM52 177L50 176V179H51ZM118 178V177H117ZM120 178V177H119ZM132 178V177H131ZM136 178H137V175H136ZM142 178V177H141ZM59 179H60V177H59ZM121 179V178H120ZM138 179V178H137ZM187 179V183L185 182V180ZM1 180H3V179H1ZM52 180V179H51ZM65 180H66V178H65ZM64 180V181H65ZM84 180V179H83ZM122 180V179H121ZM12 181V180H11ZM55 181V180H54ZM56 181H58V180H56ZM61 181H63V179L61 180ZM75 181V180H74ZM75 181V182H76ZM129 181V180H128ZM142 181V180H141ZM1 182V181H0ZM9 182H10V179H9ZM37 182V181H36ZM50 182V181H49ZM60 182V181H59ZM70 182H68V184L70 183ZM84 182V181H83ZM84 182V183H85ZM131 182V181H130ZM134 182H136V181H134ZM134 182H132V183H134ZM151 182V181H150ZM38 183V182H37ZM40 183V182H39ZM66 183V182H65ZM70 183V184H71ZM114 183V182H113ZM129 183V182H128ZM149 183V182H148ZM1 184V183H0ZM7 184V183H6ZM10 184L11 185H9V184H7V186H6V188H7V192L4 194L5 196H6V198L4 199V204H5V201L7 202V201H9L10 199L12 200V193L13 192H15L14 194H16V193H18V189H17V187H16V185H15V191L12 189V184H13V181H12V183L10 182ZM95 184V185H94ZM123 184V183H122ZM131 184V183H130ZM124 185V184H123ZM134 185V184H133ZM132 185V186H133ZM1 186V185H0ZM14 186V185H13ZM32 186V185H31ZM61 186V187H60ZM65 186V188H67ZM5 188V187H4ZM39 188V187H38ZM118 188V187H117ZM132 188H134V186L132 187ZM150 188V187H149ZM154 188V187H153ZM32 189V188H31ZM74 189V190H73ZM18 190V191H17ZM80 190V191H79ZM154 190V189H153ZM3 191H5V189L3 190ZM37 191H38V189H37ZM114 191H115V189H114ZM157 191V190H156ZM31 192V191H30ZM33 192V191H32ZM36 192V191H35ZM41 192L39 193V194H41ZM68 194H67V193ZM102 194H100V193ZM127 192V191H126ZM0 193H1V191H0ZM3 193H1V195H2ZM20 194V196L22 195L21 193H19ZM128 194V193H127ZM30 197H31V195H32V193H30V194H28ZM36 196H39V199L40 198H42L40 195H37V194H35ZM26 196V195H25ZM13 197H14V195H13ZM29 197V198H30ZM35 197V196H34ZM77 197H79L80 199H82L83 201L81 202L82 203V205L85 203V201H86V203H85V205H83L84 206V209L80 206L81 204H80V201L81 200H79V202H78V200L77 201H73V200H75V199H77ZM138 197V196H137ZM193 197V196H192ZM27 198H28V196H27ZM32 198V197H31ZM37 199H38V197H36ZM43 198L41 199V200H43ZM195 198V197H194ZM29 200H31V199H29ZM40 200V201H41ZM46 200V199H45ZM44 200V201H45ZM70 200V201H69ZM73 201V203H70V204H65V202H72ZM157 200V199H156ZM204 200V199H203ZM1 201H2V198H1ZM1 201H0V203H1ZM40 201H39V203H40ZM168 201V200H167ZM179 201H181V200H179ZM3 202V201H2ZM29 202V201H28ZM84 202V203H83ZM113 202V201H112ZM155 202V201H154ZM204 202V201H203ZM24 203V202H23ZM26 203H27V201H26ZM90 204V207H89V205H86V204ZM97 203H99V205L98 206H101V208L99 209L98 207H97ZM117 203V202H116ZM126 203V202H125ZM164 203V202H163ZM163 203H161V204H163ZM183 203V202H182ZM3 203L2 204H0V208H2V206L4 205ZM28 204V203H27ZM33 204V203H32ZM41 204V203H40ZM45 204V203H44ZM134 204V203H133ZM136 204V203H135ZM158 204V203H157ZM181 204V203H180ZM184 204V203H183ZM2 205V206H1ZM43 205V202H42V204H41V206ZM103 205V206H104ZM123 205V204H122ZM28 206H29V204H28ZM37 206V205H36ZM45 206V205H44ZM105 206H104V209H105ZM111 206V205H110ZM120 206V205H119ZM4 207V206H3ZM8 207V206H7ZM43 207V206H42ZM41 207V208H42ZM46 207V206H45ZM134 207V206H133ZM159 207V206H158ZM158 207H157V209H158ZM38 208V207H37ZM164 208V207H163ZM40 209V208H39ZM133 209V208H132ZM168 209H169V207H168ZM15 210V209H14ZM37 210V209H36ZM44 210V209H43ZM77 210V211H76ZM84 210V211H83ZM124 210V209H123ZM126 210H128V207H126ZM156 210V209H155ZM159 210H161V209H159ZM159 210H157V211H159ZM12 211H13V209L11 210V212L9 213V214H11L12 213ZM104 211V210H103ZM163 211V210H162ZM2 212V211H1ZM4 212V211H3ZM30 212V211H29ZM29 212L27 213V214H29ZM44 212H46V211H43V213ZM106 213V217L107 216H109V218L107 217V220H110L111 221V216L114 218V215H111L112 213H113V211L112 210H110L109 208H107V211H105ZM151 212V211H150ZM154 212V211H153ZM152 212V213H153ZM161 212V211H160ZM159 212V213H160ZM205 212V211H204ZM13 213H14V211H13ZM13 213H12V215H13ZM31 213V212H30ZM79 213V212H78ZM165 213V212H164ZM203 213V212H202ZM3 214H5V213H3ZM33 214V213H32ZM114 214V213H113ZM155 214V213H154ZM153 214V215H154ZM158 214V213H157ZM157 214H155V215H157ZM12 215H10L11 217H12ZM154 215V217H156ZM160 215V214H159ZM164 214H161L160 216H157L159 219L160 218H162V216H163ZM168 215V214H167ZM4 216H6V215H4ZM29 216H31L30 214H29ZM41 216V215H40ZM71 216H72V214H71ZM125 216V215H124ZM1 217H2V215H1V213H0V219H1ZM11 217H9V216H7V218H9V220H10V218ZM17 217V216H16ZM34 217H36V215L34 216ZM39 217V216H38ZM48 217V216H47ZM83 217V216H82ZM139 217V216H138ZM152 217V216H151ZM150 217V218H151ZM217 217V216H216ZM3 218H5V217H3ZM2 218V219H3ZM6 218V219H7ZM64 218V217H63ZM70 218H72V217H70ZM70 218L68 219V220H70ZM78 218V217H77ZM129 218V217H128ZM135 218V217H134ZM148 218V217H147ZM158 218H155V220H157ZM168 218V217H167ZM27 219V217L25 218V220ZM29 219V218H28ZM30 219H31V217H30ZM51 219V218H50ZM83 219V218H82ZM163 219H164V217H163ZM162 219V220H163ZM187 219V218H186ZM8 220V219H7ZM6 220V221H7ZM33 220V219H32ZM58 220V219H57ZM65 221L67 220V219H64ZM76 220V219H75ZM80 218H79V222H80ZM104 220V219H103ZM132 220H134V219H132ZM132 220H131V223H132ZM138 220V219H137ZM143 220V219H142ZM154 220V219H153ZM183 220V219H182ZM3 220H1V222H2ZM5 221V222H6ZM10 221H14L12 218H11V220ZM10 221H9V224H11L10 223ZM17 221V220H16ZM15 221V222H16ZM31 221V220H30ZM29 221V222H30ZM82 221V220H81ZM96 221V222H97ZM102 221V220H101ZM105 222H106V220H104ZM159 221H161V219L159 220ZM219 221V220H218ZM225 221V220H224ZM15 222H13L14 224L13 225H16V223ZM18 222V221H17ZM29 222H27V223H29ZM34 222V221H33ZM32 222V223H33ZM83 222H85L86 223V221H84L83 220ZM83 222H81V224L83 225ZM95 222V223H96ZM109 222V221H108ZM146 222V221H145ZM148 222V221H147ZM152 222H154V221H152ZM156 222V221H155ZM162 222V221H161ZM7 223H8V221H7ZM45 223V222H44ZM66 223H67V221H66ZM68 223H69V221H68ZM70 223H72V220H71V222ZM75 223V222H74ZM84 223V224H85ZM122 223V222H121ZM151 223V222H150ZM208 223H209V226H211V227H214L215 229H217L218 230V228H220L221 226H222V224H221V222H219L220 224L218 225V222H217V220L216 219H214V218H210L209 220H208ZM223 223V222H222ZM4 224V223H3ZM3 224L2 223H0V225H2L3 226ZM31 224V223H30ZM29 224V228H30V225ZM42 224V223H41ZM63 224V223H62ZM77 224H79V223H77ZM77 224H76V226H77ZM97 224V223H96ZM106 224V223H105ZM108 224H110V223H108ZM144 224V223H143ZM147 224H149V222L147 223ZM151 224H153V223H151ZM181 224V223H180ZM189 224V223H188ZM12 225V224H11ZM35 225V224H34ZM60 225V224H59ZM58 224H57V227H55V228H52L53 230H51L50 232H54V235L55 236H52L53 238V240H54V238H57V241H60V240H58V238L60 239V237H62L61 236V234H62V231H61V228H58V226H59ZM66 225V224H65ZM69 225H73V228H69V229H71L72 231L73 230H75L76 228V226H75V224H69ZM81 225V226H82ZM160 225V224H159ZM159 225H158V227H156L155 225V228H156V230H157V228H159ZM184 225H186L185 223H184ZM225 225V224H224ZM2 226H0V235H1V233H2V230L4 229V228H6L7 227V224H5L4 226H3V228L1 229V227ZM6 226V227H5ZM9 227L7 228V229H4L3 231L5 232V230H8V232L10 233L11 232V234H8V237L9 236H13L14 237V235H16V233H18L19 231L17 230L18 228L17 227H15V226H10V225H8ZM27 226H28V224H27ZM53 226V225H52ZM63 226V225H62ZM99 225H95V227H94V229L96 230V234L98 233V231H97V229L99 228L98 227ZM110 226V225H109ZM115 226H116V224H115ZM120 226V225H119ZM127 226V225H126ZM144 226H145V224H144ZM143 225H139V224H134V228L136 227V228H139L138 229V231H137V233L138 234H140V235H136V234H134V238L132 239V238H129V240L127 241V242H129V247H139V248H146V249H148V250H150L152 253V255L155 257V258H157L158 256L160 257V254H163L164 252H166V251H164L163 253H162V251L161 250H163V248H165L166 246H165V241L167 240L166 238H165V234L166 233H169V231L168 232H166L165 233V228H163L165 231H164V235H163V233H161L160 231H162L161 229H158V231L160 232V233H157L156 235L154 234L153 236L151 235V236H148V237H151V239H148V238H146L145 237V234H147L148 233V231H147V229L144 227ZM150 226V225H149ZM163 226V225H162ZM220 226V227H219ZM37 227V226H36ZM36 227H34V229L36 228ZM66 227V226H65ZM71 227V226H70ZM93 227V226H92ZM102 227V226H101ZM148 227V226H147ZM185 227V226H184ZM183 227V228H184ZM225 227V226H224ZM28 228V229H29ZM67 228V232H69V230H68V227H66ZM81 228V230L82 229H84V227L82 228V227H80ZM97 228V229H96ZM118 228V227H117ZM124 228V227H123ZM153 228L154 227H152V230H153ZM154 228V229H155ZM160 228H161V226H160ZM182 228V229H183ZM186 228V227H185ZM185 228H184V231H185ZM48 229H49V227H48ZM102 229V228H101ZM129 229H130V227H129ZM132 229V228H131ZM186 229H188V227L186 228ZM210 229V228H209ZM224 229V228H223ZM225 229H227V228H225ZM224 229V233L226 234V232H227V230H225ZM230 229V228H229ZM10 230V231H9ZM29 230H32V227H31V229H29ZM28 230V231H29ZM43 230V229H42ZM94 230V231H95ZM109 230H110V228H109ZM108 230V231H109ZM113 230V229H112ZM121 230V229H120ZM123 230V229H122ZM126 231H127V229H125ZM151 230V229H150ZM178 230V229H177ZM208 230V229H207ZM216 230V231H217ZM220 230V229H219ZM21 231H23L22 229H21ZM20 231V232H21ZM36 231V230H35ZM41 231V230H40ZM48 231V230H47ZM47 231H45V232H47ZM84 231H85V229H84ZM88 231H90V230H88ZM87 231V232H88ZM93 231V232H94ZM103 231H105V230H103ZM117 231V230H116ZM132 231V230H131ZM157 231V232H158ZM211 231V230H210ZM221 231V230H220ZM4 232H3V234H4ZM7 232V231H6ZM5 232V233H6ZM32 232V231H31ZM39 232V231H38ZM44 232V233H45ZM65 232H66V229H65ZM67 232L65 233V234H67ZM71 232V231H70ZM74 232V231H73ZM72 232V233H73ZM86 232V231H85ZM86 232V233H87ZM102 232V231H101ZM106 232V231H105ZM136 232V231H135ZM22 233V232H21ZM41 233V232H40ZM42 233H43V231H42ZM63 233H64V231H63ZM84 233V232H83ZM91 233H92V229H91ZM153 233H155L154 232V230H153ZM152 233V234H153ZM183 233V232H182ZM185 233V232H184ZM208 233V232H207ZM207 233H205V234H207ZM218 233H220L219 231H218ZM2 234V238H3V240H4V235ZM23 234H25V233H23ZM94 234V233H93ZM93 234H91V235H93ZM124 234V233H123ZM127 234V233H126ZM176 234H177V232H176ZM180 234V233H179ZM205 234H202V237H201V239H203V238H206V237H208V236H206ZM209 234V233H208ZM207 234V235H208ZM211 234V233H210ZM209 234V235H210ZM30 235V234H29ZM33 235V234H32ZM35 236H33V238L35 237V239H37V235L36 234H34ZM41 235H43V234H40V237H41ZM49 235V234H48ZM51 235H53V233H50V236ZM69 235V234H68ZM68 235H66V236H68ZM99 235V234H98ZM97 235V238L99 237ZM131 235V234H130ZM148 235H150V233L148 234ZM169 234H166V236H168ZM196 235H198V234H196ZM203 235H204V237H203ZM45 236H46V234H45ZM70 236V235H69ZM90 236V235H89ZM101 236H103V235H101ZM109 236V235H108ZM120 236H122V234L120 235ZM129 236V235H128ZM180 236V235H179ZM212 236H213V234H212ZM222 236V235H221ZM228 236V235H227ZM6 237H7V234H6ZM7 237V238H8ZM19 237V236H18ZM31 237V236H30ZM39 237V236H38ZM42 237H44V235L42 236ZM71 237V236H70ZM79 237V236H78ZM83 237H85V236H83ZM92 237V236H91ZM123 237V236H122ZM169 237V236H168ZM167 237V238H168ZM196 237V236H195ZM198 237V236H197ZM1 237H0V251L2 250L1 249V247L2 248H4V253H2V251L0 252V264H18V261H16V260H18V259H16L15 260V258H17V257H14V256H16L17 255V252L16 251H14V243L15 242H13V244L12 243H10V241H9V243L7 244L6 242H7V240H6V238H5V240H6V242H5V244L3 243V241L1 240L2 239ZM10 238V237H9ZM48 238H51V237H46V239H48ZM63 238H65V237H63ZM68 237H66L65 239H67ZM104 238V237H103ZM119 238H121V237H119ZM176 238V237H175ZM199 238H200V236H199ZM12 239V238H11ZM39 239V238H38ZM44 239V238H43ZM62 239V238H61ZM69 239V238H68ZM71 239V238H70ZM81 239V238H80ZM93 239V238H92ZM101 239V238H100ZM108 239V238H107ZM127 239V238H126ZM164 239H166L165 241H164ZM207 240H209L208 238H206ZM14 240V239H13ZM29 240V239H28ZM33 240V239H32ZM41 240V238L39 239V241ZM64 240V239H63ZM83 240V239H82ZM86 240H88V239H86ZM95 240V239H94ZM117 240V239H116ZM205 239H203V241H204ZM206 240V241H207ZM18 241V240H17ZM26 241V240H25ZM42 241V240H41ZM41 241H40V243H41ZM44 241V240H43ZM47 241V240H46ZM48 241H50V240H48ZM57 241L55 242V243H57ZM66 241H68V240H66ZM84 241V240H83ZM83 241H81V243L83 242ZM88 241H90V240H88ZM92 241V240H91ZM99 241V240H98ZM98 241H97V243H98ZM104 241H105V239H104ZM119 241V240H118ZM35 242H36V240H35ZM53 242V241H52ZM96 242V241H95ZM101 242H103L102 240H101ZM107 242V241H106ZM205 242V241H204ZM29 243H30V241H29ZM32 243V242H31ZM39 243V244H40ZM45 243H47V242H45ZM67 243V242H66ZM80 243V242H79ZM79 243H77V245L79 244ZM94 243V242H93ZM92 243V244H93ZM110 243V242H109ZM126 243V242H125ZM173 243V242H172ZM34 244V243H33ZM36 244V245H35ZM34 245L35 246H37V244L38 243H35ZM43 244H44V242H43ZM49 244V243H48ZM68 244H71L69 241H68ZM74 244V243H73ZM91 243H87L86 241H84V244H82V246H78V249H76V253H77V255H75V257L77 256L79 259H77V258H75L74 260H73V262L75 261V263H73V264H125V263H135V264H142L143 262L141 261V260H135V258L133 257L132 259H124L123 260V256H121V258H122V260L121 259H119L118 257V259H115V260H118V261H116L117 263H115V262H113V261H111L109 258H108V260L107 261H103V260H106V259H102V258H100V260H98V261H96V256H97V254H95L96 256L94 257V255L92 256V254L94 253V247H93V245H92ZM95 244V243H94ZM100 244V243H99ZM107 244V243H106ZM114 244V243H113ZM169 244V243H168ZM180 244V243H179ZM20 245V244H19ZM18 245V246H19ZM23 245V243L21 244V246ZM27 245H29V244H27ZM41 245V244H40ZM45 245V244H44ZM50 245H52L51 244V241H50ZM53 245H55V244H53ZM52 245V247H54ZM163 245L165 246V247H163ZM174 245V244H173ZM178 245V244H177ZM20 246V247H21ZM23 246H25V245H23ZM23 246H22V250H21V248H20V250L22 251V252H24L23 251ZM43 246V245H42ZM49 246V245H48ZM60 246V245H59ZM75 246V245H74ZM95 246V248L97 247L96 245H94ZM121 246V245H120ZM123 246H126V245H123ZM220 246V245H219ZM16 247H17V243H16ZM15 247V250L17 249ZM25 247H28V246H25ZM24 247V248H25ZM29 247H30V245H29ZM32 247H33V245H32ZM39 247V246H38ZM38 247H36V248H38ZM51 247V248H52ZM69 247V246H68ZM77 247V246H76ZM98 247H100V246H98ZM128 247V248H129ZM169 247L170 248H172L173 246H172V244L171 245H169ZM226 247L227 246H225L224 248V250L222 249V254L224 253V251L226 250ZM46 248V247H45ZM56 248H58V247H56ZM122 248V247H121ZM124 248V247H123ZM132 248V249H133ZM138 248V249H139ZM168 247H166L165 248V250L167 249ZM180 248V247H179ZM26 249V248H25ZM28 249V248H27ZM26 249V250H27ZM29 249H31V247L29 248ZM34 249V248H33ZM33 249H31L32 251H33ZM75 249V248H74ZM131 249V248H130ZM137 249V250H138ZM169 249V248H168ZM208 249V248H207ZM245 249V248H244ZM248 249V247L246 248V250H244L245 252L244 253H241L242 254V256H246V257H249L250 256V252H249V249ZM18 250V249H17ZM20 250H18V251H20ZM36 251L37 250H39V249H35ZM45 250V249H44ZM104 250V249H103ZM172 250V249H171ZM209 250V249H208ZM20 251V254L22 253ZM31 251V252H32ZM36 251H34V253H36ZM41 251H43V250H41ZM41 251H40V254H41ZM47 251V250H46ZM93 251V253L91 254V252ZM98 250H97V248H96V250H95V252H97ZM100 251V250H99ZM126 251V250H125ZM161 251V252H160ZM170 251V250H169ZM205 251H206V249H205ZM211 251V250H210ZM29 252V251H28ZM38 252V251H37ZM45 252V251H44ZM102 252V251H101ZM135 251H133V253H134ZM180 252V251H179ZM213 252V251H212ZM15 253H16V255H15ZM19 253V252H18ZM39 253V252H38ZM43 253V252H42ZM64 253V252H63ZM106 253V252H105ZM119 253V252H118ZM137 253V252H136ZM166 253H168V252H166ZM172 253V252H171ZM238 253V252H237ZM5 254V255H4ZM19 254V255H20ZM23 254V253H22ZM62 254V253H61ZM74 254V253H73ZM115 255L117 254V253H114ZM114 254H113V256H114ZM142 254V253H141ZM145 254V253H144ZM148 254V253H147ZM150 254V253H149ZM183 254V253H182ZM240 254V253H239ZM253 254V252H251V255ZM107 255H109V254H107ZM107 255H106V257H107ZM134 255V254H133ZM233 255V254H232ZM235 253H234V257H235ZM238 255V254H237ZM101 256V255H100ZM105 256V255H104ZM104 256H103V258H104ZM117 256V255H116ZM131 256V255H130ZM136 256V255H135ZM147 256V255H146ZM145 256V257H146ZM153 256H151V257H153ZM163 256V255H162ZM161 256V257H162ZM164 256H165V254H164ZM167 256V255H166ZM172 256H173V254H172ZM238 256H240V255H238ZM95 259H94V258ZM137 257V256H136ZM144 257V256H143ZM153 257V258H154ZM160 257V258H161ZM223 257V255L221 256V258ZM98 258V257H97ZM126 258V257H125ZM131 258V257H130ZM154 258V259H155ZM159 258V259H160ZM168 258H170V257H167V258H165L166 260L168 259ZM172 258V257H171ZM176 258V257H175ZM221 258H220V260H221ZM239 258V257H238ZM241 258V257H240ZM243 258V257H242ZM66 259V258H65ZM72 259H73V256H72ZM72 259H70L69 258V260H72ZM102 259V260H101ZM113 259V258H112ZM158 259V258H157ZM164 259V258H163ZM173 259L174 258H172V259H169L170 261H172L173 262ZM245 259V258H244ZM57 260V259H56ZM91 260V261H90ZM126 260V261H125ZM143 260V259H142ZM145 260V259H144ZM161 260V259H160ZM168 260V261H169ZM180 260V259H179ZM186 260V259H185ZM250 260V259H249ZM169 261V262H170ZM188 261H189V259H188ZM188 261H186V264L188 263ZM203 261V260H202ZM246 261V260H245ZM17 262V263H16ZM57 262V261H56ZM70 261H68L67 263H69ZM142 262V263H141ZM152 262H154V261H152ZM160 262V261H159ZM162 262V261H161ZM160 262V263H161ZM164 262V261H163ZM168 262V263H169ZM181 262V261H180ZM195 262V261H194ZM220 262V261H219ZM218 262V263H219ZM221 262H222V260H221ZM59 263V262H58ZM64 262H62V264H63ZM145 263V262H144ZM143 263V264H144ZM174 263V262H173ZM185 262L183 261L181 264H184ZM247 263H248V261H247ZM19 264H21V263H19ZM57 264V263H56ZM60 264H61V260H60ZM65 264V263H64ZM70 264H72V262L70 263ZM149 264V263H148ZM158 264V263H157ZM161 264H163V263H161Z\"/></svg>",
    "mask_w": 264,
    "mask_h": 264
}]
</instances>
